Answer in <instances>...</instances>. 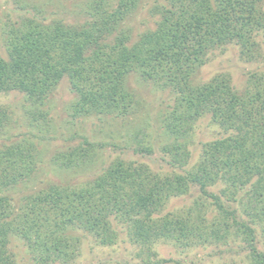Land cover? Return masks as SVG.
Listing matches in <instances>:
<instances>
[{
	"label": "trees",
	"instance_id": "16d2710c",
	"mask_svg": "<svg viewBox=\"0 0 264 264\" xmlns=\"http://www.w3.org/2000/svg\"><path fill=\"white\" fill-rule=\"evenodd\" d=\"M138 5L139 0H118L114 7L108 0H88L84 22L23 14L1 33L0 92L21 94L33 107L43 106L62 79L73 95L72 118H127L137 102L133 78L167 91L171 104L158 122L168 143L158 149L172 170L160 173L115 158L76 184L30 188L40 162L34 142L3 145L0 264H16L13 240L34 264H71L88 236L98 246H136L141 264H185L158 258L152 247L159 242L184 250L239 240L245 264H264V71L248 73L240 89L227 73L196 80L208 54L227 45L236 46L244 62L264 57V0H155L143 29L132 36L122 25ZM204 116L224 136L202 144L190 165L188 140ZM6 120L0 109V124ZM140 136L135 139L146 145L137 141L134 151L153 154L149 138ZM99 146L81 137L53 160L65 170L83 169ZM193 187L198 190L189 207L164 213L169 199Z\"/></svg>",
	"mask_w": 264,
	"mask_h": 264
},
{
	"label": "rangeland",
	"instance_id": "374dc122",
	"mask_svg": "<svg viewBox=\"0 0 264 264\" xmlns=\"http://www.w3.org/2000/svg\"><path fill=\"white\" fill-rule=\"evenodd\" d=\"M117 1L108 0L113 7ZM154 1L139 0L138 7L126 17L122 26L130 30L132 36L143 29L148 7ZM87 3L88 0H0V37L1 33L8 29V23L17 21L23 14L28 17L37 16L39 19H62L67 23L84 22L89 17ZM148 25H152L150 21ZM260 40L258 37L257 41ZM260 44L264 56V43ZM2 52L4 49L0 41V53ZM254 71H264V57L255 63L244 62L239 58L237 47L227 45L208 54L207 62L198 70L196 80L206 82L215 74L227 73L233 86L240 89L247 74ZM129 84L136 92L137 102L132 114L124 119L113 118L111 115L99 117L94 114L72 118L68 106L73 95L66 79L59 82L43 106L38 108L26 103L21 94L0 92V109L5 111L7 116V120L0 124V149L3 145H10L19 140L34 142L40 162L34 179L29 183L30 188L52 182L76 184L89 179L115 158L145 163L160 173L171 171L168 157H163L158 149L160 145L168 143L164 136H161L158 120L166 109L165 106L171 104L170 94L167 91L154 90L134 78ZM140 133L149 138L153 154L134 151L139 146L137 141L146 145L140 138L135 139ZM223 136L222 130L212 123L208 116L199 118L188 140L189 164L197 162L202 144ZM81 137L100 145L90 166L68 170L59 168L53 160L54 154L69 146H76ZM26 188L30 189L27 186ZM20 189L19 194L29 191ZM197 190V187H193L188 195L169 199L164 213L189 207L196 198ZM228 205L233 207L232 204ZM205 216L209 219L211 214L206 213ZM10 246L16 264H34L21 242L13 240ZM152 250L158 258L179 260L185 264H245L247 254L239 240L226 247L208 245L184 250L169 243L159 242L153 245ZM138 251L136 246L121 241L112 246H98L88 236L81 240L79 255L71 264H97L100 261L110 264H141L136 255Z\"/></svg>",
	"mask_w": 264,
	"mask_h": 264
}]
</instances>
